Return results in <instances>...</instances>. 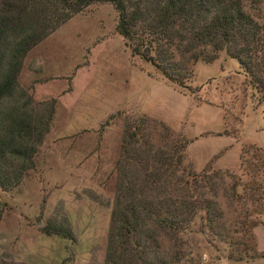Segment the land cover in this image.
I'll use <instances>...</instances> for the list:
<instances>
[{"label":"rangeland","instance_id":"1","mask_svg":"<svg viewBox=\"0 0 264 264\" xmlns=\"http://www.w3.org/2000/svg\"><path fill=\"white\" fill-rule=\"evenodd\" d=\"M243 2L264 24V0ZM117 20L112 5H92L24 60L19 85L36 101L55 98L56 113L37 168L16 189L0 190V264H104L126 117L161 121L186 139L185 165L194 172L228 171L250 180L240 157L249 147L264 150V97L239 64L225 53L199 61L187 89L180 88L132 56L116 32ZM220 205L218 228L208 231L197 221L181 248L164 239L162 259L264 264V205L248 206L247 235L236 229L244 216L240 207L230 199ZM59 228L68 239L52 234Z\"/></svg>","mask_w":264,"mask_h":264},{"label":"trees","instance_id":"2","mask_svg":"<svg viewBox=\"0 0 264 264\" xmlns=\"http://www.w3.org/2000/svg\"><path fill=\"white\" fill-rule=\"evenodd\" d=\"M95 4L114 7L116 32L132 56L176 86L187 89L195 64L214 62L225 53L264 97V24L245 10L243 0H0L2 192L16 189L37 168V153L56 113L55 98L36 101L19 85L24 60ZM188 144L161 121L124 119L104 264H173L160 256L163 240L181 248L197 221L208 231L218 228L222 199L240 207L244 216L237 232L249 233L248 206L264 205V150L242 151L241 168L250 178L245 182L228 171L194 172L185 165ZM52 234L69 238L62 228ZM175 258L180 261L178 252Z\"/></svg>","mask_w":264,"mask_h":264},{"label":"crops","instance_id":"3","mask_svg":"<svg viewBox=\"0 0 264 264\" xmlns=\"http://www.w3.org/2000/svg\"><path fill=\"white\" fill-rule=\"evenodd\" d=\"M53 131V130H52ZM51 136V131L47 134V138H46V140L49 138Z\"/></svg>","mask_w":264,"mask_h":264}]
</instances>
